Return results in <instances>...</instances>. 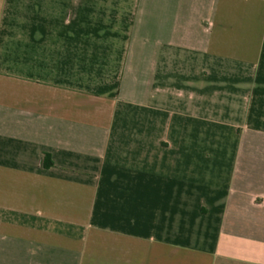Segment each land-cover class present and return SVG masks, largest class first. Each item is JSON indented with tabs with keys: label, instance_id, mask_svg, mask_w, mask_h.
<instances>
[{
	"label": "crops",
	"instance_id": "0c3cea01",
	"mask_svg": "<svg viewBox=\"0 0 264 264\" xmlns=\"http://www.w3.org/2000/svg\"><path fill=\"white\" fill-rule=\"evenodd\" d=\"M0 264H264V0H0Z\"/></svg>",
	"mask_w": 264,
	"mask_h": 264
},
{
	"label": "trees",
	"instance_id": "16d2710c",
	"mask_svg": "<svg viewBox=\"0 0 264 264\" xmlns=\"http://www.w3.org/2000/svg\"><path fill=\"white\" fill-rule=\"evenodd\" d=\"M45 164H46L47 166H49V165L52 164V161H51V159H50V157H49L48 154H46V157H45Z\"/></svg>",
	"mask_w": 264,
	"mask_h": 264
}]
</instances>
